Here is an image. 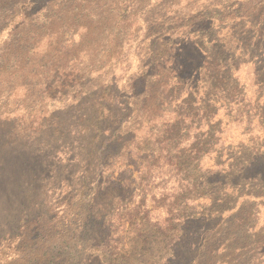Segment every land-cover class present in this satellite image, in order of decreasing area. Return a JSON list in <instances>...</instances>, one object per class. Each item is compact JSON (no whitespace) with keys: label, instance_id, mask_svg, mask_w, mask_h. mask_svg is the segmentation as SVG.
I'll use <instances>...</instances> for the list:
<instances>
[{"label":"rangeland","instance_id":"rangeland-1","mask_svg":"<svg viewBox=\"0 0 264 264\" xmlns=\"http://www.w3.org/2000/svg\"><path fill=\"white\" fill-rule=\"evenodd\" d=\"M263 20L264 0H0V264H193L254 205L264 227V190L236 193L264 178Z\"/></svg>","mask_w":264,"mask_h":264},{"label":"trees","instance_id":"trees-1","mask_svg":"<svg viewBox=\"0 0 264 264\" xmlns=\"http://www.w3.org/2000/svg\"><path fill=\"white\" fill-rule=\"evenodd\" d=\"M262 26H264V20ZM242 175L240 186L236 189L238 200L242 198V195L250 194L244 190L249 185L253 186V188L259 185L262 191L264 190V178L260 177V175L255 173L248 174L245 171L242 172ZM254 207L255 205L251 212L253 214L249 217L253 222L251 220L250 223H246V221L244 224V228L248 229L249 235L244 229L243 243L236 245L233 240H229L228 243H226V240L221 242L223 241V239H219L221 238V232L214 230L211 235L204 238L199 249L203 255L195 260L193 264H261L262 260H264V227L256 230L255 225L258 228L259 225L257 224L258 222H254V218L257 220L260 217L259 211H256ZM246 235L247 238L245 239ZM216 242H220L218 247H215Z\"/></svg>","mask_w":264,"mask_h":264},{"label":"crops","instance_id":"crops-1","mask_svg":"<svg viewBox=\"0 0 264 264\" xmlns=\"http://www.w3.org/2000/svg\"><path fill=\"white\" fill-rule=\"evenodd\" d=\"M261 264H264V260H262V263Z\"/></svg>","mask_w":264,"mask_h":264}]
</instances>
